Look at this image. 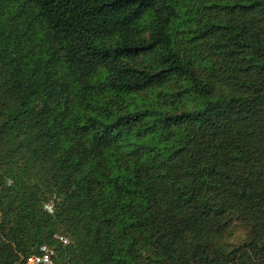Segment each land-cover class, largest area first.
<instances>
[{"label": "trees", "instance_id": "obj_1", "mask_svg": "<svg viewBox=\"0 0 264 264\" xmlns=\"http://www.w3.org/2000/svg\"><path fill=\"white\" fill-rule=\"evenodd\" d=\"M43 246L264 264V0H0V264Z\"/></svg>", "mask_w": 264, "mask_h": 264}, {"label": "built area", "instance_id": "obj_2", "mask_svg": "<svg viewBox=\"0 0 264 264\" xmlns=\"http://www.w3.org/2000/svg\"><path fill=\"white\" fill-rule=\"evenodd\" d=\"M60 240L63 242H67V240L62 237H60ZM28 264H52L51 252L47 247H41L39 249V253H37V255H33V257L30 258Z\"/></svg>", "mask_w": 264, "mask_h": 264}, {"label": "rangeland", "instance_id": "obj_3", "mask_svg": "<svg viewBox=\"0 0 264 264\" xmlns=\"http://www.w3.org/2000/svg\"><path fill=\"white\" fill-rule=\"evenodd\" d=\"M44 208H45L47 211H49L50 213H53L54 210H55V208H54V204L52 203V201H49V202L44 203ZM60 237L66 239L67 242H63V241H61V240H60ZM54 238H56V239H58L59 241H61L64 245L69 244V243L71 242L70 239H69L67 236H65V235H61V234H56V235L54 236ZM50 251H52V250H50ZM34 255H37V253L34 254ZM51 255H52V254H51ZM31 257H33V255H31V256L27 259L26 264H28V262L30 261V258H31ZM51 262H52V264H53V259H52V258H51Z\"/></svg>", "mask_w": 264, "mask_h": 264}]
</instances>
